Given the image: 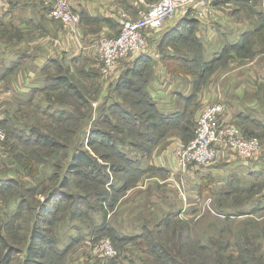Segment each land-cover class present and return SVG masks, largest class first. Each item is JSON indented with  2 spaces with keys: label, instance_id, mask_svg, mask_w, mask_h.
I'll list each match as a JSON object with an SVG mask.
<instances>
[{
  "label": "rangeland",
  "instance_id": "rangeland-1",
  "mask_svg": "<svg viewBox=\"0 0 264 264\" xmlns=\"http://www.w3.org/2000/svg\"><path fill=\"white\" fill-rule=\"evenodd\" d=\"M261 1L249 7L237 5L244 10L246 19L249 13L255 15L249 20V28L257 33L255 41L250 32L245 33L247 39L238 48L239 52H235L240 58L264 51ZM191 38L194 43L186 45L196 49L195 37ZM197 39L201 49V40ZM219 53H215L213 61H204L201 68L216 69L223 65L230 54L218 59ZM213 54L206 56L211 58ZM58 70L55 75L67 80L60 87L49 75L48 89L40 90L37 98L31 97L35 93H29L22 100L18 98L16 106L0 116L5 117L12 138L7 140L6 134L0 146V183L5 184L0 189V264L5 253L9 255L7 264H22L35 227L48 240L38 244L44 250L38 260L40 264H102L103 258L97 252L104 237L117 246L114 245L120 254L118 264H165L168 258H174L179 264H264V175L256 182L245 173L253 163L264 166L262 135L237 125L245 136L260 140L261 152L244 161L235 154L238 159L231 163L218 158L210 166L221 169L220 173L212 179L211 189L204 193L192 186L196 182L186 178L187 172L180 177L181 190L175 185L172 188L164 185L165 190L158 192V198L164 196L167 200L155 201L148 189H139L134 192V199L125 203L123 196L128 190L123 191V185L134 188L144 180L141 175L145 168L140 159L128 157L134 163L126 161L121 152L129 156L117 132L121 130L122 137L136 130L133 123L122 118L120 109L111 106L121 102L122 95L115 84L108 85L103 93L99 74L86 82L82 75L71 74L66 65ZM106 80L113 83L111 77ZM36 85L41 88L44 83ZM74 91L80 95L73 96ZM175 115L187 120L191 117L190 113ZM135 117L137 113L132 115L133 120ZM195 124L196 119L193 131L189 129V138L194 137ZM99 131L116 136L115 151L108 146L111 141L102 142ZM157 135L161 139L159 130ZM44 137L55 144L48 145ZM187 143L178 144L175 151ZM156 146L151 151L143 150L141 157L150 156ZM79 153L90 155L89 162H76L75 155ZM244 162L248 164L244 166ZM123 163L127 172L118 171ZM105 172L109 174L108 182ZM130 172L137 176L130 177ZM185 185L191 190L188 187L186 190ZM55 190L71 197L53 205L52 213L42 223L45 200ZM103 195L111 197L112 203ZM246 251L254 252L255 257L248 261L251 255Z\"/></svg>",
  "mask_w": 264,
  "mask_h": 264
},
{
  "label": "crops",
  "instance_id": "crops-1",
  "mask_svg": "<svg viewBox=\"0 0 264 264\" xmlns=\"http://www.w3.org/2000/svg\"><path fill=\"white\" fill-rule=\"evenodd\" d=\"M155 1L73 0V8L81 17V23L74 33L48 16V0H0V116L6 109H13L18 98L22 100L29 93H35L31 97L37 98L40 90L48 89L49 75H52L53 81L59 82V75L55 73L58 74L57 69L62 65H66L71 74L82 75L86 82H91L92 77L100 75L97 42L103 37L119 34L121 13L137 19ZM239 3L248 7L251 5L245 0H222L208 8L205 19L178 11L161 29L147 33L144 52L113 67L110 75L112 84L100 77L104 85L100 88L105 92L108 85L116 83L140 59L148 71L146 90L158 110L167 116L177 113L191 115L189 120L184 117L178 126L171 128L173 131L168 130L146 158L141 157L144 155L131 142L123 141V149L127 150L129 157L140 159L145 168L141 175L144 180L129 188L123 196L125 203L134 199V192L139 189H148L155 201L167 200L164 196L157 197L165 186L172 188L175 185L182 189L181 175L175 162V147L191 139L189 129L193 131L195 119L197 121L207 104L222 103L225 108L224 122L240 125L244 130L264 137V51L253 57L240 58L235 53L239 52L238 49L229 50L227 54L230 57L226 62L216 69L202 72L203 77L197 86L194 77L183 73L176 65H171L170 69L165 62V58L174 56L197 61L198 66H202L204 61H213L215 53H224L227 43H237L241 47L247 39V32L253 35L251 39L255 41L257 33L250 30L249 23L255 15L249 13L246 19L244 10L237 7ZM186 33H194L201 40V49L186 45L191 42L189 37H182ZM194 51L199 54L198 58L194 57ZM208 53L214 54L207 58ZM40 83H44L41 88L36 85ZM4 118L2 116L0 121ZM179 131L187 134L181 135ZM219 158L226 163L238 159L227 148L221 149ZM247 164L243 163L244 166ZM220 170L194 165L186 178L195 181L196 184L192 186L198 188L201 177L207 174L216 176ZM257 170L264 171L262 163H253L245 173L250 177V173ZM188 190L191 189L188 187ZM181 198L185 199L184 194H181ZM198 205H202V202H198Z\"/></svg>",
  "mask_w": 264,
  "mask_h": 264
},
{
  "label": "built area",
  "instance_id": "built-area-1",
  "mask_svg": "<svg viewBox=\"0 0 264 264\" xmlns=\"http://www.w3.org/2000/svg\"><path fill=\"white\" fill-rule=\"evenodd\" d=\"M219 1L222 0H156L148 11L137 19L121 13L119 34L103 37L96 44V53L101 62V78L108 79L115 65L144 52L147 33L161 29L178 11L183 10L188 16L205 19L208 8ZM48 2L50 6L48 16L76 33L81 17L73 8V0ZM260 5L264 10V0ZM224 111L222 103L207 104L202 109L196 121L194 137L175 151L177 171L181 177L192 165L200 167L212 165L219 158L221 148H227L243 160H250L261 152V143L257 137H247L237 125L223 121ZM5 138L6 132L0 127V146ZM104 238L100 241L97 252V255L103 258L100 263L119 255L111 239Z\"/></svg>",
  "mask_w": 264,
  "mask_h": 264
},
{
  "label": "trees",
  "instance_id": "trees-1",
  "mask_svg": "<svg viewBox=\"0 0 264 264\" xmlns=\"http://www.w3.org/2000/svg\"><path fill=\"white\" fill-rule=\"evenodd\" d=\"M246 2L250 1L251 4L254 3L257 0H245ZM223 2H226V0H223ZM196 20V19H195ZM183 38H190V40L193 42L191 37H195V41L197 43V49L199 50V40L197 39L196 35L194 33H186ZM243 46V45H242ZM239 46L238 44H229L227 43V46L225 47V52L219 54L218 59L224 58L225 55H227V52L231 49H238ZM199 54L196 51V57L198 58ZM148 58V57H146ZM195 58V60L197 59ZM165 62L170 67L171 65H176L179 67L180 70L183 71V73H186L188 75H191L194 77L196 80L194 81L195 86L199 82H201V79L203 77L202 72L205 73L206 71H210L212 69H203L201 66H198L197 61L194 60H186L182 57H170V58H165ZM170 61V62H169ZM204 65V64H203ZM202 65V66H203ZM145 68V64L142 62V60H138L135 62L134 67L131 69H127L122 75L118 81L115 84V89L119 92V94L122 95L123 99L121 102L112 104L114 108L120 109L119 112L122 115V118L126 120L127 122H131L134 124L136 127V130L129 133L131 136H128V134H124L122 137L120 136V131L117 132L118 134V140L131 142L132 146L136 148L139 152H142L143 150H148L151 151V148L156 146L160 140L163 137V134L167 132L168 129L174 128L175 126H178L180 124V120L185 119L184 117L176 116L174 115H165L161 111L158 110L155 101L152 99V97L149 95V93L146 90V85L147 81L146 78L148 76V71ZM66 78V77H65ZM58 84L65 83L67 80L59 78ZM75 92V91H74ZM80 95V93L75 92L73 93V96L76 97V95ZM78 95V96H79ZM116 106V107H115ZM113 109V108H112ZM137 117L132 118V115H136ZM5 118L0 121V127H2L6 134H7V140H11V136L8 134V130L6 128V121ZM160 131V135L162 134V137L157 135V131ZM100 132V131H99ZM102 142L106 143L109 140L111 143L108 146H111L112 149L115 151L116 150V136H113L109 133H105L104 131H101L100 134H98ZM194 136V134H193ZM128 137V138H126ZM193 138V137H192ZM191 138V139H192ZM187 140L188 142L191 140ZM108 141V142H109ZM113 141V143H112ZM115 141V142H114ZM44 142H46L48 145H54L55 143L51 140H48L47 137H44ZM91 144L93 143L90 141ZM100 144L102 143L101 141L97 140ZM122 154H124V157L126 161L133 162L134 160L129 159L130 157L126 155L125 152L121 151ZM127 157H126V156ZM90 157V155H88ZM87 156V153H79L75 155L76 162H84L88 161L89 162V157ZM129 157V158H128ZM112 161V159H111ZM134 163V162H133ZM111 164V163H110ZM124 164V163H123ZM106 165V164H105ZM112 166V165H110ZM118 171H126L125 164L122 167L118 168ZM123 172V173H125ZM263 170H257V171H252L250 173V177L254 179V181H259V179L262 178ZM130 177L134 178L136 173L135 172H130ZM140 174V173H139ZM104 176H106V182H108L109 179V174L108 172L103 173ZM140 176V175H139ZM212 179H214V176L212 174H207L201 177L200 183H199V190L202 192H205V190L209 189L212 185ZM1 180V179H0ZM4 183H0V189H3ZM113 189H116V187L111 183ZM124 186V187H123ZM123 191L129 190L131 186H127V184H124ZM124 193V192H123ZM102 195V194H101ZM71 197V196H67ZM64 193L59 192L57 190L53 191L50 193V195L47 196L45 200V206L43 208V211L41 213V221L44 223L46 220V216H48L50 213V209L52 208L53 205H56L60 200H63L64 198H67ZM103 198L108 199L109 203H112V198L107 197V195H103ZM262 203H264V194L262 195ZM223 229H221V232ZM182 236V233H181ZM128 237V236H127ZM126 238V237H125ZM46 238L44 237L43 234H41L40 230L38 227L33 228L32 233H31V245L28 247L26 257L22 264H40L38 261L41 256L44 254V250H41L38 246V244L42 242H47ZM130 242V241H129ZM128 243V242H127ZM115 245V244H114ZM116 246V245H115ZM117 247V246H116ZM159 247V250L163 251V249ZM255 249H258L255 247ZM247 254L251 255L249 257L248 261L250 258L255 257V253L252 251H246ZM6 254V253H5ZM3 254L2 258V263L7 264L9 262V255ZM120 258V254L117 257L114 258H109L105 260L104 263L102 264H118ZM241 258V255L240 257ZM244 263V262H243ZM165 264H179L174 258H168L165 259Z\"/></svg>",
  "mask_w": 264,
  "mask_h": 264
}]
</instances>
